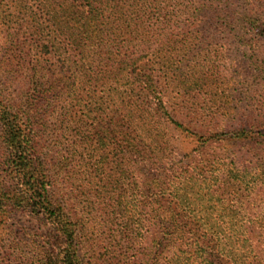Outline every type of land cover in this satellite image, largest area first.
<instances>
[{"label": "trees", "instance_id": "obj_1", "mask_svg": "<svg viewBox=\"0 0 264 264\" xmlns=\"http://www.w3.org/2000/svg\"><path fill=\"white\" fill-rule=\"evenodd\" d=\"M249 5L0 0V228L48 225L33 260L0 264H255L264 118L226 130L195 99L213 95L209 37L264 42V1ZM55 112L53 162L38 142Z\"/></svg>", "mask_w": 264, "mask_h": 264}, {"label": "rangeland", "instance_id": "obj_2", "mask_svg": "<svg viewBox=\"0 0 264 264\" xmlns=\"http://www.w3.org/2000/svg\"><path fill=\"white\" fill-rule=\"evenodd\" d=\"M231 1L250 3L249 6L252 7L264 0ZM208 40L216 49L212 58V67L209 69L213 82H208L210 89L207 87L213 95H210L208 90L201 89L195 99L205 98L206 101H212L215 104L218 110L216 114L222 118L219 122L221 128L240 129L247 124L246 127L252 126L261 131L263 127L260 126L259 121L264 118V75L259 72V68L264 62V42L257 40L252 33L240 34L231 31L217 32L215 37H209ZM24 86L26 87L27 83L16 80L13 87L19 91ZM224 112L227 116L229 115V119L223 116ZM42 116L44 122L48 120L49 124L45 122L47 129L42 131L40 136L43 139H39L38 147L42 150L44 146V149L49 151L50 160L56 162V153L52 152V150L56 151V148L53 147L54 143L51 145L53 138L47 137L56 130V112L55 118L47 119L46 114ZM187 146L191 144L187 143ZM245 149L246 147L242 148L240 154L248 158L249 153L244 152ZM14 218L27 226L28 240L18 242L17 232L13 238H9V230L3 231L4 228H0V257L9 256L13 261H18L20 258L33 260L31 256L36 252L35 248L41 241L40 235L47 232L48 225L32 214H14ZM251 233L256 254L255 264H264V221L261 225H252ZM33 262L36 264L37 261Z\"/></svg>", "mask_w": 264, "mask_h": 264}]
</instances>
